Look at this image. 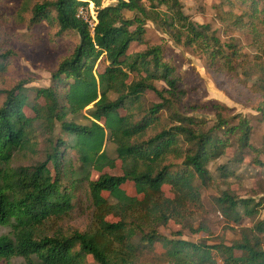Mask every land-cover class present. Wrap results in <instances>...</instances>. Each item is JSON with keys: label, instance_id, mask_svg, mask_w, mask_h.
Instances as JSON below:
<instances>
[{"label": "trees", "instance_id": "trees-1", "mask_svg": "<svg viewBox=\"0 0 264 264\" xmlns=\"http://www.w3.org/2000/svg\"><path fill=\"white\" fill-rule=\"evenodd\" d=\"M90 2L96 6L93 29L78 16V9H88ZM126 11L132 16H126ZM256 11L250 16H257ZM244 15L246 11L238 15L224 11L221 19L242 26ZM40 20L55 23L60 35L75 31L79 42L59 61L52 84L36 89L45 104L32 106L34 117L24 112L28 102L23 82L3 90L0 228L9 225L10 230L0 234V260L5 264H84L91 255L97 264H139L134 253L159 242L166 264H264V218L256 219L264 202L253 197L237 198L223 191L214 198L226 222L240 227V237L229 244L191 241L181 231L170 237L159 232L171 220L192 233L202 229L193 228L190 211L201 206V189L211 178L207 164L223 154L225 142L196 118L177 111L162 125L159 112L171 102L164 95L170 91L157 88L155 81L163 80L169 90L179 89L180 82L173 67L162 59L161 46L129 50L134 43H145L146 22L151 21L176 41L181 42L183 36L185 44L197 46L214 69L218 59L229 61L239 51L232 45L224 50L210 26L194 22L180 0H116L104 6L101 0H43L31 10L30 21ZM258 48L259 56H264V46ZM100 61L105 66L96 71ZM148 90L162 102L144 109ZM84 110L88 123L69 118ZM259 110L264 119V106ZM36 119L44 123L48 135L43 158L7 169L13 152L29 143ZM57 124L65 139L53 136ZM157 124L160 129L145 137ZM236 132L240 147L248 145L251 129L246 120H241ZM106 140L114 144L122 173H102L91 179L92 169L114 166L115 158L104 147ZM68 149L77 156L76 166L64 160ZM126 181L134 183L138 196L123 190ZM82 182L87 183L93 206L88 228L70 234H42L39 228L50 218L73 210L75 189ZM164 184L171 186L172 197L164 195ZM107 215L118 221L106 220ZM245 217L252 220L251 227H241Z\"/></svg>", "mask_w": 264, "mask_h": 264}, {"label": "rangeland", "instance_id": "rangeland-1", "mask_svg": "<svg viewBox=\"0 0 264 264\" xmlns=\"http://www.w3.org/2000/svg\"><path fill=\"white\" fill-rule=\"evenodd\" d=\"M43 0H0V105L5 99L3 90L9 89L23 82L24 93L28 105L24 112L29 117L35 116L32 106H44L42 97L36 95V89L48 87L52 84V74L60 60L72 53L79 42L75 31L69 30L58 34L57 25L47 20L31 22V10L35 3ZM184 12L196 22L199 17L203 23L208 24L210 30L219 38L224 50L239 51V56L231 60L218 59L214 69L209 65L207 55L195 45H188L176 41L175 37L163 30L158 24L146 22L145 43H134L131 51L143 50L148 46L162 47V59L173 67L174 75L178 78L179 89H171L163 80H156L159 89H166L164 95L171 101L167 107L159 112L162 125L169 123L170 115L177 111L182 115L196 118L205 130L210 131L225 142L224 152L217 158L211 159L207 168L210 180L202 189V204L192 207L191 214L193 228L202 229L192 233L181 224L169 221L160 227L159 232L170 237L176 231H181L183 238L191 241L205 240L208 243L224 241L229 244L240 237V227L234 223L226 222L224 215L214 202V198L223 191L234 194L237 198L253 197L264 202V119L259 108L264 106V56H259V45L264 46V0H180ZM116 0H101L102 6L115 3ZM93 2L84 8L86 14L92 18L96 15V6ZM255 6L258 9L255 10ZM224 11L238 15L246 11V21L242 26L231 20L221 19ZM256 11L257 16H250ZM255 12V13H256ZM125 15L132 16L126 11ZM253 25L250 24L252 21ZM104 61L96 65V71H101ZM162 99L153 91L144 94L143 107H150ZM125 114V110H120ZM88 114L84 110L75 118L78 122L88 123ZM244 119L248 123L251 134L248 145L240 147L237 141L238 126ZM225 121V122H222ZM222 122V123H221ZM158 124L147 131L145 137L152 135L160 129ZM53 136L66 138L61 132L59 124L56 125ZM48 137L44 123L36 119L34 129L30 135L29 143L23 149L13 152L6 166L14 169L19 165H31L43 158L45 139ZM105 150L110 157L115 158L114 166H104L101 171L92 169L90 178L96 179L99 174L107 173L120 175L122 173L121 161L116 157L114 144L106 140ZM64 160L76 166V154L67 150ZM49 167L54 174L51 163ZM128 195H137L132 181L122 185ZM165 196L172 197L173 190L169 184L162 186ZM103 196L108 197L106 192ZM73 210L60 218H50L39 228L42 234L64 233L70 234L75 230L83 231L88 228L92 217V201L86 182L76 186ZM264 218V203L257 213L256 219ZM106 220L115 222L118 218L107 215ZM251 227L252 220L245 217L241 227ZM10 230L9 225L0 228V234ZM164 248L159 242L153 247H142L134 253L139 264H166ZM15 261L14 259H12ZM0 260V264H5ZM84 264H97L91 255H87Z\"/></svg>", "mask_w": 264, "mask_h": 264}, {"label": "built area", "instance_id": "built-area-1", "mask_svg": "<svg viewBox=\"0 0 264 264\" xmlns=\"http://www.w3.org/2000/svg\"><path fill=\"white\" fill-rule=\"evenodd\" d=\"M78 16L81 17L83 20H85L88 23V25L93 29V27L96 23V15L95 16L93 15L91 18V17H89L88 14L85 13L84 8L80 7L78 9Z\"/></svg>", "mask_w": 264, "mask_h": 264}, {"label": "clouds", "instance_id": "clouds-1", "mask_svg": "<svg viewBox=\"0 0 264 264\" xmlns=\"http://www.w3.org/2000/svg\"><path fill=\"white\" fill-rule=\"evenodd\" d=\"M196 20H197V22H199V23H203V21H202L199 17H196Z\"/></svg>", "mask_w": 264, "mask_h": 264}]
</instances>
